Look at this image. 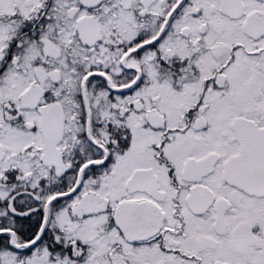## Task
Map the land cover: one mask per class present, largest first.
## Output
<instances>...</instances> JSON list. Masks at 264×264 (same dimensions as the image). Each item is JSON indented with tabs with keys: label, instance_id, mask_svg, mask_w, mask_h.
<instances>
[{
	"label": "snow or ice",
	"instance_id": "obj_1",
	"mask_svg": "<svg viewBox=\"0 0 264 264\" xmlns=\"http://www.w3.org/2000/svg\"><path fill=\"white\" fill-rule=\"evenodd\" d=\"M0 264H264V0H0Z\"/></svg>",
	"mask_w": 264,
	"mask_h": 264
}]
</instances>
